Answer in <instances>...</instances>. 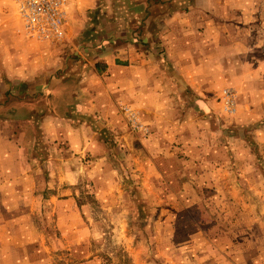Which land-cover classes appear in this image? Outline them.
Here are the masks:
<instances>
[{"label": "crops", "instance_id": "crops-1", "mask_svg": "<svg viewBox=\"0 0 264 264\" xmlns=\"http://www.w3.org/2000/svg\"><path fill=\"white\" fill-rule=\"evenodd\" d=\"M152 1L157 0H67L65 31L70 38L62 47L81 40L92 41L79 42L72 50L78 61L85 60L87 64L72 66L60 77L52 76L59 68L51 70L36 64L24 70V66L1 65L0 121L40 125L45 140L52 141L56 150L63 141L67 150L79 154L78 160L91 158L88 171L93 188L88 193L98 209L108 213L125 211L131 201L125 184L121 185L124 182L119 167L107 159L109 149L101 141V130L124 132L122 140L128 148L125 151L131 154L129 160H133L131 164L138 171L129 177L139 185L145 197L141 199L159 202L161 217L164 201L187 205L169 211L170 223L165 226L166 219L161 224L163 232H173L170 244H151L152 254L146 244H122L128 256L140 249V264L150 262L151 256L155 257L154 264H264V200L259 195L264 194L259 192L264 191V178L244 174L245 169L254 168L243 156L247 154L244 149L243 158L239 157L234 165L240 170L239 178L233 175L228 138L219 144L211 137L204 140L211 135V123L209 128L198 130L188 120L174 124L183 120L178 112L182 103L177 97L179 82L192 90L193 99H199L197 103L204 114L213 110V101L205 99L206 91L212 88V73L219 71H213L211 66L213 53L228 60L248 56L254 50L252 42L257 39L252 33L264 18V0H193L182 13L176 0H167L173 9L170 13L165 12L164 7L168 6L162 0L155 8ZM117 2L128 3L123 18L114 13L105 18L102 10L97 12L100 8H117ZM5 4L0 0V21L8 11L11 22L18 26L14 9L6 4L5 12ZM158 4L161 14L155 15ZM89 24L106 25L107 29L104 33L99 27L88 30ZM147 40L156 41L161 47L157 51L165 53L169 66L150 59L151 50L140 44ZM57 53L60 54L50 57H62L61 52ZM224 69L220 68V72L227 73ZM124 105L134 107L142 121L157 127L156 136L161 129L165 134L169 129L170 135L148 149L144 140L126 126L121 113ZM2 138L0 134V202L43 200L41 193L37 195L41 184L45 185L44 192L49 191L45 198L53 203L59 219L74 218L78 223L84 215L92 214L89 205L77 203L81 201L77 189L80 178L70 182L58 167L45 180L20 173L4 178L3 170L8 169L5 163L12 162L14 166L16 162L17 169L21 163L8 154L11 150L20 157L19 146L14 141L5 144ZM256 138L259 141L260 137ZM82 177L80 182L84 181ZM200 186L205 193L199 190ZM20 206L12 209L18 211ZM4 226L8 224H0V232ZM65 245L77 259H86V264L100 263L98 255L88 253L93 249L91 244Z\"/></svg>", "mask_w": 264, "mask_h": 264}, {"label": "rangeland", "instance_id": "rangeland-1", "mask_svg": "<svg viewBox=\"0 0 264 264\" xmlns=\"http://www.w3.org/2000/svg\"><path fill=\"white\" fill-rule=\"evenodd\" d=\"M2 1H5L12 10L14 9L19 24L17 26L16 22V24L11 22V16L7 11L8 6L5 4V12L7 11V13L3 14L4 19L0 21V66H24V70H27L29 65L37 64L49 67L51 70L59 68L52 76L60 77L64 71L71 69L72 66L87 64L85 60L78 61L72 50H76L74 46L79 45V42L84 41L85 44H88L92 41L81 40L70 45V47H62L67 38H70L65 31L68 23L66 6L62 37L58 40L39 41L24 33L16 6L12 0ZM169 1L162 0V4L168 6L164 7L166 13L173 10ZM176 1L180 13H182V11L188 10L186 5L193 0ZM158 2L159 0L152 1V7L155 8ZM117 4L119 6L111 8L110 11L107 8H100L97 9V12L102 10L105 18L112 13L117 18H123V13L127 12V8L125 10L124 7L128 3L117 2ZM157 7L158 9H154L153 14L157 15L158 13L160 15L159 4ZM89 16L92 17V12ZM94 19L96 20V18ZM256 26V30L252 33L253 37L256 34L257 40L252 42L255 44V48L248 56L226 60L213 53L210 61L211 66L213 71H219L218 73H212V88L207 90L205 94L206 100L213 101L211 112L204 114V110L200 109L197 103L199 99H193L192 90L187 89L182 83L179 82L177 90V97H180L182 101L178 106V112L182 115L179 117L183 120H178L174 124H184V120H188V123H192L198 130L203 129L204 126L209 128L208 124L211 123V135L204 138V140L207 141L211 137L213 142L219 144L225 142V138H228V141H226L228 161L230 166H233V175L238 178L240 170L238 165H234L238 158H243V156H246L247 162H251V166L254 167L253 169H245L244 174L264 178V18L259 20ZM95 27H99L102 33L107 29L106 25L89 24L87 26L88 30ZM140 44L151 50L152 57L150 59L156 61L155 63L164 66L171 64L163 51H157L161 47H157L158 44L155 40H147ZM60 49L61 51H59ZM62 50L65 52L62 53ZM57 52H61L62 57H50L51 54H60ZM202 58L193 57L194 60H202ZM225 66L227 73L220 72V68L224 69ZM198 96L202 97L203 95ZM227 101L230 102L228 108ZM121 113L128 129L144 140L145 144L148 145V149L154 148V144L160 143L163 139L166 140V136L170 135L169 129L166 134L161 129V133L156 136L158 128H153L150 123L142 121L139 112L134 107L124 105L121 107ZM189 114L192 116H189ZM184 115H187L185 119ZM119 131L102 129L101 141L109 149L107 159L110 158L111 163H115L119 167V176L124 182L121 185L125 184L131 202H129L125 211L114 210V212L108 213L98 209V204L93 201L92 196L88 193L93 188V185L89 184L92 181V174L88 171L92 161L91 158L85 156L83 160H78L79 154H73L72 151L67 150V146L63 145V141L57 147L58 150L61 149L59 152L54 148L52 141L45 140L46 136L40 125L32 127L27 123L0 121V134H3V143L10 144L14 141V144L19 146L18 153L20 157H17L13 153L14 151L11 153V150L8 154H11L15 160H19L21 163L19 169H17L16 162H14V166L12 162L5 163L4 165L8 169L3 170L4 178L20 173V175L31 174L45 180V178L49 179L51 177L52 171L56 170L55 167H58L62 172L64 170L70 182H75L77 177L81 180V177L84 176L82 177L84 181L80 182L79 180L77 185L79 198H81V201L79 200L77 203L78 205H89V212L92 213L90 216L84 215L82 221H78V223L75 222L74 218L59 219L55 210H53V203L45 198L49 191L44 192L45 185L41 184H38L37 195L41 193L43 200L31 201L29 199L30 201L26 202L24 200L0 202V224H8L0 232V264H86V259H77L75 252L69 250L65 244H91L93 249H90L88 253L89 255H98L99 264H140L138 259L140 249L128 256V251L125 250L122 244H146L150 254H152L151 244L171 243L173 232H163L161 224L166 219L165 226L170 223L172 217L169 211L186 208L187 205L184 202L164 201V215L161 217L159 216L161 208L159 202L156 204L153 200L141 199L143 194L138 189L139 185L135 184L136 181L129 177L134 174L136 176L138 171L135 170L134 164H131L133 160H129L131 154L125 151L128 148L124 146L122 140L123 131L121 129ZM28 134L30 137H28ZM257 136L260 137L259 141L256 138ZM169 139L170 137H168V141ZM136 149H139V147ZM243 149L247 154L242 156L241 151ZM44 165L46 166L45 170ZM47 166H51L53 170ZM81 168H84V172L81 171ZM262 186L264 187V185ZM199 190H203L201 186ZM202 192L205 193L204 190ZM259 192L264 193L262 190ZM259 195H262L261 198L264 200V194ZM19 204L21 206L18 211L12 209ZM120 206L122 207V204ZM179 220H181V217L177 221ZM96 222L100 224H95ZM174 235L176 236V233ZM143 250L145 253V249ZM132 257L135 258L134 263ZM88 258L91 259V256ZM152 261H155L153 256L147 264H154Z\"/></svg>", "mask_w": 264, "mask_h": 264}, {"label": "built area", "instance_id": "built-area-1", "mask_svg": "<svg viewBox=\"0 0 264 264\" xmlns=\"http://www.w3.org/2000/svg\"><path fill=\"white\" fill-rule=\"evenodd\" d=\"M24 33L39 41L58 40L63 35L67 0H12ZM230 104L226 102L227 108Z\"/></svg>", "mask_w": 264, "mask_h": 264}]
</instances>
